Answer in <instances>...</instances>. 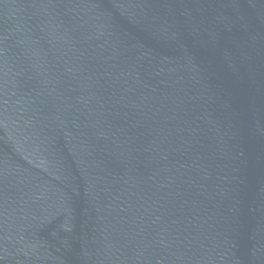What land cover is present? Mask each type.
I'll list each match as a JSON object with an SVG mask.
<instances>
[{
	"label": "water",
	"instance_id": "obj_1",
	"mask_svg": "<svg viewBox=\"0 0 264 264\" xmlns=\"http://www.w3.org/2000/svg\"><path fill=\"white\" fill-rule=\"evenodd\" d=\"M0 264H264V0H0Z\"/></svg>",
	"mask_w": 264,
	"mask_h": 264
}]
</instances>
